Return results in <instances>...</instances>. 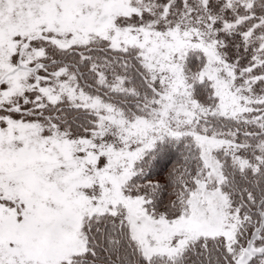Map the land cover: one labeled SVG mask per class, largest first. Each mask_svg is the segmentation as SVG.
I'll list each match as a JSON object with an SVG mask.
<instances>
[{"label": "snow or ice", "instance_id": "obj_1", "mask_svg": "<svg viewBox=\"0 0 264 264\" xmlns=\"http://www.w3.org/2000/svg\"><path fill=\"white\" fill-rule=\"evenodd\" d=\"M0 264H264V0H0Z\"/></svg>", "mask_w": 264, "mask_h": 264}]
</instances>
